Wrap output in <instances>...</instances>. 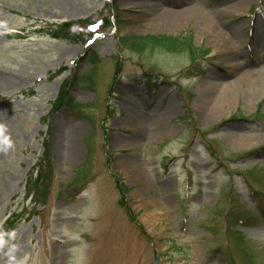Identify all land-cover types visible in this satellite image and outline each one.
I'll return each instance as SVG.
<instances>
[{
    "label": "rangeland",
    "instance_id": "374dc122",
    "mask_svg": "<svg viewBox=\"0 0 264 264\" xmlns=\"http://www.w3.org/2000/svg\"><path fill=\"white\" fill-rule=\"evenodd\" d=\"M153 1L0 0V264H264V0Z\"/></svg>",
    "mask_w": 264,
    "mask_h": 264
},
{
    "label": "trees",
    "instance_id": "16d2710c",
    "mask_svg": "<svg viewBox=\"0 0 264 264\" xmlns=\"http://www.w3.org/2000/svg\"><path fill=\"white\" fill-rule=\"evenodd\" d=\"M50 34L54 38H59L57 36L56 32H53V31L51 32L50 31ZM140 40L141 39H137V38L133 39V40L131 38L130 39L129 38H124L123 42H125V41H133L134 43H138V41H140ZM153 41H154V43L156 44L157 47H161L162 49L165 48V49H167V51H169L171 53H179L181 51V50H178V49L182 45L178 41H175V40H161V41H158V40H155V39H153ZM130 44H132V42ZM132 46H138V45H132ZM67 89H68V85H66V86H64L62 88V90L60 92V95H59V98H58V101L55 104V108L58 105H67V106L71 107V109H73L76 106V104L74 103L72 98L69 96ZM42 160L45 161V162H48V164H49V148H48V145L45 146V148H44V157H43ZM37 173L38 174H37V177H36V180L34 181V183L43 182L44 181L43 173L41 171L37 172ZM48 173H50V172H48ZM31 177L32 176L29 175L28 176V180L26 182V193H27V196H29L30 193L33 191L32 189H35L37 191H39V189H42L43 191H42L41 195L46 196L47 193H48V186L41 187L40 184H36V186L33 188L32 184H31ZM122 203L123 202L121 200L120 204H122ZM15 228H16V225H14V217L12 219L8 218L5 221V223L1 226V231H4L6 235H9L15 230ZM232 240H234V244H235L236 242L239 241V237L238 236H233Z\"/></svg>",
    "mask_w": 264,
    "mask_h": 264
},
{
    "label": "bare ground",
    "instance_id": "6f19581e",
    "mask_svg": "<svg viewBox=\"0 0 264 264\" xmlns=\"http://www.w3.org/2000/svg\"><path fill=\"white\" fill-rule=\"evenodd\" d=\"M150 1H152V2H150ZM156 1V0H155ZM144 7V6H143ZM147 12H149V13H154L156 10H158V8L160 9V7H159V5H158V3L157 2H154L153 0H149V2H147ZM153 18H155V19H152V21H159V22H162V20H164L165 22H167L168 23V25L170 26V25H174V15L173 14H171V13H169V12H164V13H161V14H155V15H153ZM165 25V24H164ZM167 26V25H166ZM213 32H214V34H216V32L214 31V29H213ZM218 34V33H217ZM216 34V35H217ZM256 41H257V39H256ZM218 45V44H217ZM219 46V45H218ZM220 47V46H219ZM241 80H244V79H240L238 82H240ZM230 92H226V94L227 95H225L222 99H221V107L223 106V105H226V107H227V109H225V110H222L221 109V107L217 104L216 106H219L220 107V110L218 109V107L215 109V107L213 108V112H211V114L213 115V116H216V115H222V113H224L225 111H227L228 110V108H229V103L231 102V99H232V97H230V94H229ZM206 115H207V113H206ZM208 116V115H207ZM135 171H137V170H135ZM123 172H128V170H126V169H124L123 170ZM130 172V171H129ZM134 172V171H133ZM158 206V204H155V207H157ZM148 217H151V218H154V219H156L157 217H158V215L156 214V212L155 211H153V212H151L149 215H148Z\"/></svg>",
    "mask_w": 264,
    "mask_h": 264
}]
</instances>
